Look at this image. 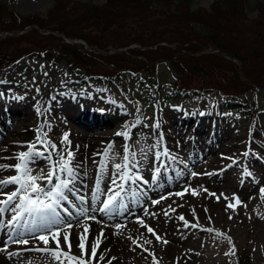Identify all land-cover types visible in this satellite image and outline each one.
I'll return each mask as SVG.
<instances>
[{
  "label": "rangeland",
  "instance_id": "obj_1",
  "mask_svg": "<svg viewBox=\"0 0 264 264\" xmlns=\"http://www.w3.org/2000/svg\"><path fill=\"white\" fill-rule=\"evenodd\" d=\"M5 3L9 10L18 12L22 16H29L36 13L46 12L51 2L49 0H0ZM93 4L100 5L106 0H84ZM214 0H193V6H191L192 12L199 11L197 8H209ZM260 4H264V0H245L247 18L252 19L258 13V7ZM242 51H250L248 47H244ZM257 51L261 54L264 53V45L257 46ZM179 68H183L180 64ZM236 73V68L231 66ZM175 72L168 64H161L157 67L155 77L152 81L130 72L120 73L112 77V81L108 82V79L104 77H85L82 72L77 70H71L68 68L65 62L53 65L47 60H29L27 58L19 61L12 67L0 71V92L4 93L7 97L15 96L28 103L29 107L40 110L41 114L38 115L32 124L35 127L36 133L30 128L28 121H16L11 124L10 119H6L7 124H11L15 133H11L7 136L2 135V132H6V128L0 121V165H15L19 163L17 159L18 154L23 151H28L29 146L35 144L37 135L40 136V132L45 133L48 137L45 142L50 141L55 144L61 152H66L69 149V145L62 144V139L59 134L64 136L77 130V127L69 122L70 117L62 114L61 104L56 102L59 108L52 109V100L60 101L58 96L63 93H76V96H80L84 102L86 97L92 96L93 102L97 101L95 108L102 107L103 103H111L115 110L124 113V116L116 118L112 124H107L106 128L101 134H99L100 144L108 145L115 139L118 133H121L128 129L129 125L132 126L129 132L132 135L135 142L131 147L132 151L135 149L136 154L140 155L138 161L147 159L151 153L155 150H159L158 144H162V141L167 139L176 138L179 140L186 135H189L185 139L184 145L190 144L192 149H195L197 142L191 143L190 139L196 138L197 128L199 124L191 122L188 125L187 130H178L172 132L166 131L164 122L168 121L165 118L167 112H177L181 119L183 114L181 109L191 108L192 111L184 116H196L201 114L206 116L207 112L210 114L224 119V123L231 128V125L236 126V133L239 132V136L235 135L232 131L230 138L234 135L232 144L239 143L240 139L244 141L238 146L240 157L236 158L241 165L242 159L248 155V148L250 146L251 133L256 130L264 131V90L253 89L248 94L249 101L246 103L244 100H230L222 95H215L210 92H197L191 93L186 97L179 98L176 101H166V98L171 96L169 93L170 88L166 86L167 82H173L175 80ZM19 81L21 84L19 85ZM25 85V87H24ZM244 88V84L242 86ZM37 99H41L44 103L38 104ZM232 102L233 105H228L225 108V102ZM214 105H220V111ZM245 106L237 111L233 116V111L230 108L235 106ZM78 106V105H77ZM81 106V104H80ZM214 110H209L210 108ZM232 108V109H233ZM72 110L74 108H71ZM107 111V109H104ZM65 112L69 111L64 109ZM82 114V113H81ZM161 118V119H159ZM164 119V120H163ZM232 120H234L233 123ZM121 121V122H119ZM161 122V124H159ZM103 124V122H101ZM192 125V126H191ZM103 127V126H102ZM190 129V131H188ZM11 130V129H10ZM29 130L30 134L26 131ZM162 130L165 136L161 138L159 132ZM240 130V131H239ZM246 130V131H245ZM124 137V136H123ZM254 140L262 145L261 141L257 137H253L252 151L253 155L250 157V165H254L261 160L254 157L263 156L264 152L254 154ZM178 142L174 144L175 148L179 147ZM72 143V142H71ZM96 145V143H95ZM138 145V146H136ZM183 145V147H184ZM182 147V148H183ZM180 148V147H179ZM42 149V145L36 146V149ZM99 150V149H98ZM180 153L174 150L171 151L170 157H175L176 160L187 163V159L183 154V150L180 149ZM218 150V148L216 149ZM98 151L96 152L97 155ZM247 153V155H245ZM100 155H104L103 152ZM116 157L115 160H110L111 166L115 162L120 161V155L118 152L113 154ZM156 159V158H155ZM86 164L81 166L80 171L85 172V177H79L77 183V189H81L85 185L86 188L83 191L91 189L92 193H89L87 201L91 204L93 223L97 226H91L88 230L89 235H99L101 233L102 226L109 225L120 232L121 236H125L121 242L113 249V256H121L114 264H232L230 261V252H237L239 254L247 249L248 255H251L252 264H264V195L261 193L262 187L255 188L254 190L244 193L245 189L252 184L246 174L229 170V181L221 182V174L225 168L220 169L211 168V164L203 158L201 162H197L191 170L186 172L185 177L179 182H172L170 176L172 174L171 168H167L163 171V177L161 180L165 184L166 188L163 190L155 191L154 189L144 190L149 197L145 202V207L137 209L134 213L136 219L133 221L136 224L137 218L143 219L144 222H151L154 224L158 219L151 215L157 211L150 208L152 201L161 200V197H167V194L174 191L178 193L181 190L188 189L183 197H178L177 201L170 203L171 207H174L177 215H183L185 218L181 220L183 225L178 229L166 228V224L170 222L173 211H168V215H165L161 210L160 220L158 222V228L155 233L168 241L163 243L161 241L153 240L151 243H145L147 240L141 232L132 233L131 229H126V226L117 228V222L121 214L114 210L115 216L106 212H101L99 209L102 207L105 201V195H100L98 199L94 198L93 193L97 188L105 193L104 183L108 181L111 183L112 179L110 175H107V170L97 171L95 167L96 157L93 161V166H89L87 159ZM106 163V160H105ZM138 166V174L143 176L147 184H151L156 175L155 163L151 162L150 166L145 168ZM247 164V161L245 162ZM172 165L168 160L165 166ZM178 166H180L177 163ZM33 175H45L48 172L45 168H41L35 172L34 168L41 167L36 163H31ZM180 167L179 169H181ZM174 171V170H173ZM263 171V169H260ZM170 172V174H167ZM196 173V175H192ZM263 172H256L255 177L262 175ZM17 175L14 169H2L0 168V180L6 179L10 176ZM90 177L89 180H87ZM259 180V178H257ZM42 181V180H41ZM39 183L42 186V182ZM139 186H144L142 181ZM158 181L154 183L157 185ZM246 183H249L248 185ZM171 184L177 186L176 188H168ZM211 184V185H210ZM15 185L3 186L0 190L2 193L8 192V190H15ZM196 190L198 195H192L191 191ZM206 190V191H205ZM215 194V195H210ZM66 195H70L66 192ZM82 195V194H80ZM219 197V199H217ZM227 197V199H225ZM234 197H238L240 204L235 203ZM1 200V199H0ZM232 203L234 207H228V204ZM95 210V211H94ZM148 213L147 215L145 213ZM126 219V218H125ZM185 220L188 221L189 226L185 225ZM192 227L191 225H197ZM213 229L209 232L206 229ZM147 237L155 238L146 229L140 228ZM132 233V234H131ZM219 233V234H218ZM40 233H36L38 236ZM131 234V235H130ZM11 236V235H9ZM131 236H137L134 240L138 241L139 245L135 243L134 248H122V245L127 244L129 241L127 238ZM27 238V237H23ZM230 238V239H229ZM34 239L35 236L27 238ZM61 247L67 251L64 245L63 233H61ZM77 239V238H76ZM39 241V240H38ZM78 241V239H77ZM92 239H90V243ZM86 255L85 260L91 256L92 247L85 241ZM77 244V243H76ZM106 243L100 242L96 251V258L92 260V264H104L108 257L106 252L109 249L105 248ZM49 248H54V242L48 245ZM73 255H80L78 248L72 247ZM103 256L101 260L100 257ZM112 256V257H113ZM25 255L24 258H26ZM39 257L32 260H37ZM45 260H42L38 264H60V262L54 260L50 254L44 256ZM67 264V261H65ZM105 264H109L106 262Z\"/></svg>",
  "mask_w": 264,
  "mask_h": 264
},
{
  "label": "trees",
  "instance_id": "obj_2",
  "mask_svg": "<svg viewBox=\"0 0 264 264\" xmlns=\"http://www.w3.org/2000/svg\"><path fill=\"white\" fill-rule=\"evenodd\" d=\"M53 1L54 6L47 17L28 20L0 2V34L23 30L36 23L43 30L59 31L71 39L81 38L92 49L126 48L133 44L149 48L147 52L130 50L128 53L103 56L102 60L109 64L110 59L124 57L131 65L142 69L145 68L141 63L143 60L135 62L129 58L143 56L147 65L160 60L178 66L181 64L191 78L205 72L206 84L210 88H216L210 85L220 82L223 73H231L223 80L226 87L243 86L241 79L264 87V53L257 51V46L264 45V7H261L257 19H249L244 12L243 0H216L212 13L202 9L192 12L193 0H108L102 7L80 0ZM162 43L169 47L159 46ZM209 46L239 59L242 63L241 76L237 69L236 73H232L235 71L231 68L234 64L223 56L194 58L195 54ZM154 47L157 50H152ZM244 47L250 51H242ZM55 51H58V57L70 56L71 65L90 61L84 58L88 55L82 52L81 47L62 43L60 38L42 35L32 29L23 37L0 38V68L31 52L33 55L44 54V57L53 60L57 58L53 54ZM189 82L192 83L191 79L184 84ZM181 83V87L188 88L183 85L182 79Z\"/></svg>",
  "mask_w": 264,
  "mask_h": 264
},
{
  "label": "snow or ice",
  "instance_id": "obj_3",
  "mask_svg": "<svg viewBox=\"0 0 264 264\" xmlns=\"http://www.w3.org/2000/svg\"><path fill=\"white\" fill-rule=\"evenodd\" d=\"M132 126L134 127L135 125ZM117 135H122L125 138L130 137L128 130L118 133ZM40 142L41 144H45V141L43 140ZM62 143H67L68 145L71 144L67 134L64 135ZM49 145L50 151L46 159L51 160L52 152H55L58 160L52 163L51 169L46 175L32 174L33 170L30 167V164L34 162L33 157L43 155L42 152L35 150V145L29 146L28 151H23L18 154L17 159L19 160V163L15 165H0V168L2 169L6 170L8 168H12L17 172V175L15 176H10L6 179L0 180V186H16L14 191L0 193V195L5 196V199L0 200V217H2L6 212H11L13 215L7 222L8 226L12 228H26V232L15 233L16 237H20L19 239L14 240L15 243L27 245L29 240L23 237L26 233L31 234L44 245L43 248H36L35 250L50 254L51 257L60 262V264H65V261H67V264H92V260L96 258L97 247L101 242L100 237L103 236V232L101 231L100 236L96 237L95 242L92 245L91 256L87 260H85L84 257L86 255L85 241L88 229L85 228L83 232L78 233V243L76 247L80 250V255H73L71 251L72 243L70 240L71 232L69 231L72 228V224L68 223L65 225L61 212L58 211V209H62V211L66 213L69 218L73 216V213L70 212L68 208L63 207L64 202H67L72 208L76 207L72 200L69 199V196L65 194L66 192L75 195L76 199L79 200L82 206L86 204V197L76 194V191L70 187L77 175L76 170L72 165L75 154L70 150V148L66 152H61V150L58 149L55 144H51L50 141L45 144V147L47 148ZM110 148L111 145H109V149ZM129 152H131V150L126 146L123 163L114 165L115 175L112 179V186L109 188L108 193H102L99 188H97L93 193V196L96 199H98L100 195H106V199L103 202L102 207L99 209L101 212L111 214L114 206H123L122 194L125 193L126 183L130 182L133 185H135L137 181H142L144 184L148 183V181L143 179L142 175H139L138 173L133 174L130 164L133 160H135L136 154L131 152L132 160H130ZM107 154L108 149L105 150V155ZM162 154L167 156L168 152L163 151ZM245 155H247V153H245ZM156 159H159V156H157ZM172 159H175V157ZM136 163L139 164L138 161H136ZM102 170L103 168H101V171ZM159 172L160 169L157 168L155 170V174L158 175ZM192 175H196V173H193ZM53 179L56 180V183H53ZM41 180L46 181V187L41 186L39 183ZM118 180L122 182H118ZM186 192H188V189H185V192L174 193V195L183 197ZM261 193L264 195V188L261 189ZM191 194L198 195V192L196 190H192ZM163 199H167V197H161V200ZM217 199H219V197H217ZM225 199H227V197H225ZM234 199L236 204L241 203L238 197H234ZM152 203L159 204L160 200L152 201ZM228 207L231 208L234 207V205L229 203ZM145 214L147 215L148 213L146 212ZM151 215L155 216L156 214L152 213ZM165 215H168L167 211L165 212ZM78 216H87V209L85 207H81L78 210ZM87 218L95 219V217ZM137 219L140 226L145 227L149 233H152L157 241L168 243V241L163 240L161 236L156 234L153 228L144 224L143 220L140 218ZM179 219L184 220L185 218L180 216ZM22 221L24 222L23 224L21 223ZM185 225L189 226L188 221L186 220ZM191 226L196 227L198 224ZM116 227L119 228L121 226L117 225ZM206 230L209 232L213 231L211 228ZM36 233L40 234L36 236ZM61 233H63V241L67 251L61 247ZM50 240L51 242H54V248L48 247ZM144 242L151 243L150 240H145ZM133 243H137L138 246L142 247V245H139L136 240H134ZM100 259L102 260L103 256H101Z\"/></svg>",
  "mask_w": 264,
  "mask_h": 264
},
{
  "label": "bare ground",
  "instance_id": "obj_4",
  "mask_svg": "<svg viewBox=\"0 0 264 264\" xmlns=\"http://www.w3.org/2000/svg\"><path fill=\"white\" fill-rule=\"evenodd\" d=\"M60 101L52 100V109L55 108H59L56 105V102H58L59 104H61V108L62 109H67L69 111L65 112L67 115L71 116L72 118H74L76 121L79 120V117L82 116L81 113H88V111H92L94 113V121H102V120H106V123H113L114 121L118 120L116 118H119L121 116H124V113L121 111L115 110V108L110 107L106 108L107 109V113L103 114L104 108L100 107V108H95L96 106L93 104V97L89 96L86 97V99H84V102L81 103L82 109L77 106V103H79L80 99L77 98L76 93H63L61 95L58 96ZM36 102L40 105L43 104L44 102L41 99H37ZM213 107H217L218 111L219 108H221L220 105H214ZM71 108H74L73 110ZM183 114V122L180 123L181 118L178 116L177 112H167L165 118H167L168 121L164 122V126L166 128V131L170 130L172 132H177L178 130H187L188 125L191 122H196L199 124V127L197 128V132L200 135H203L202 141L209 147H213L215 146L214 144H219V148L218 150L215 152V154H212V157L208 156L207 159H213L214 157H217L219 155V157H224V158H219V159H215L212 162V167L215 169L217 168V163L220 161H224L228 162L229 164H231V162H229L228 160L231 158H234L236 156V151H235V145L231 144V143H226L229 138L230 135L232 133V131H234V129L230 128L228 125H226L223 121L224 119L222 117L218 118L212 114H210V112H207L206 116H203L201 114H198L196 116H184L185 114H189L192 109L191 108H186V109H181L180 110ZM62 112V110H61ZM41 114L40 110H36L33 109L31 107H29L28 103H26L25 101L21 100L18 97L15 96H9L7 97L4 93L0 92V120L2 121V125L7 126V122L6 119H10L11 124L16 122V121H28L30 123V128L34 131V133H36L35 127L32 124V121ZM63 114V112H62ZM87 116L88 114H84V116ZM161 119V118H159ZM164 120V119H163ZM80 122V121H78ZM81 123V122H80ZM159 124H161V122H159ZM192 126V125H191ZM132 129V126L129 125L128 127V131L130 132ZM85 129L82 130H78V134H73L72 139L76 140L74 142H72V144L74 145V147L81 152L82 157L80 159L87 158L89 160V166L93 165V151L96 150V147L99 148L100 144L99 142H96V145H86V135L87 134ZM188 131H190V129H188ZM9 132V130L7 131ZM30 132H32L30 130ZM95 132V130H94ZM93 132V133H94ZM98 133L101 132H96V135ZM260 135L262 134V132H259ZM159 136H161V138H163V136H165V133L160 130L159 132ZM39 137V139H38ZM43 138L40 137L39 135H37V141L40 142ZM166 141L169 144H166ZM164 142L163 147L159 150L160 153H162L166 147L167 149H171L174 150V144L176 142H178L176 140V138H172V139H167ZM41 143V142H40ZM114 145L116 147H118L119 149H122V146L120 145V142H116L114 143ZM37 151H40L43 153L42 157L44 159V163L48 166H51L52 163H54L56 161V159H46V157L49 155V153L38 149ZM223 154V155H222ZM208 155V154H207ZM46 156V157H45ZM33 159L39 160V157L34 156ZM201 158L199 159H190V164H192L193 162H198L200 161ZM258 163H261V161H258ZM160 169V168H159ZM231 169V165L226 167L225 170L223 172H221V182H225V181H229V177L225 176L226 174L228 175L229 170ZM16 172V171H15ZM165 171L162 172V174H164ZM185 171L181 170V169H177L176 171L172 170V174L170 176V179L172 182H179L185 175ZM79 174L81 176H84L85 174L83 172H79ZM46 184L43 181L42 187H44ZM211 185V184H210ZM166 186L163 183V181L161 180V178L159 179L158 183L156 186H154V190L155 191H159V190H163L165 189ZM181 190V189H180ZM5 199V197L3 198ZM168 201V200H167ZM68 206V204L63 203V207ZM58 211L61 212V216L63 217V222L64 224H68L71 223L72 224V228L69 230L71 232V243H72V247L77 248L76 247V243H78L77 241V235L78 233H81L83 231L77 232V233H73L74 231H79V230H84L85 228H90L91 225H88L87 223H81L78 224L76 223L77 220V216L76 214L71 210L70 212L73 213V216L71 218H69L67 216L66 213H64L62 211V209H58ZM172 211H175V209L173 208ZM8 214L6 215L7 219L10 220L11 216L13 215V213L11 212H7ZM132 215V214H130ZM129 216V215H128ZM180 216L183 215H174L171 218L175 219L170 221V226L172 229H178L179 228V223L178 221L181 220L179 219ZM22 224L24 223L23 221L21 222ZM15 232H26V228L24 227H17L14 228ZM6 231L3 230L2 226L0 225V264H37L35 261H31V260H26L25 258L22 257V253L24 252V250L29 247L32 243H36L38 240H32V239H28L29 243L27 245H23V244H19V243H15L13 245H9L7 244L6 241ZM26 235H28L26 233ZM25 235V236H26ZM96 237H99V235H96L95 237L91 238L90 236H88V234H86V239L87 242L90 244V247H92L93 243L95 242ZM90 239H92V242L90 243ZM86 248H89L86 247ZM14 249H18L17 252L13 255V256H9L7 253L10 252L11 250ZM28 254V253H27ZM29 255V254H28Z\"/></svg>",
  "mask_w": 264,
  "mask_h": 264
}]
</instances>
